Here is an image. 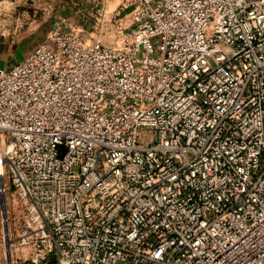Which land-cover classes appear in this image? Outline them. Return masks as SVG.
<instances>
[{"label":"built area","instance_id":"1","mask_svg":"<svg viewBox=\"0 0 264 264\" xmlns=\"http://www.w3.org/2000/svg\"><path fill=\"white\" fill-rule=\"evenodd\" d=\"M88 1L0 67L17 258L264 264V0Z\"/></svg>","mask_w":264,"mask_h":264},{"label":"rangeland","instance_id":"2","mask_svg":"<svg viewBox=\"0 0 264 264\" xmlns=\"http://www.w3.org/2000/svg\"><path fill=\"white\" fill-rule=\"evenodd\" d=\"M68 1L69 4L65 7L43 0H0V24L1 31L4 33L1 37L11 40L14 45L29 48V51H32L37 43L43 41L53 18L65 14L81 29L82 37L85 40H91L90 35L97 32L95 30L96 14L91 9L92 5L88 0ZM12 63L6 59L0 62V67L8 69ZM146 133L151 134V132ZM3 170V182L6 189L4 195L7 204L5 206L6 222H3L0 206V264H23V258H17L14 245L21 211L14 197L5 166ZM5 223L8 240L5 237ZM10 243L13 245L10 246ZM7 249H9V255Z\"/></svg>","mask_w":264,"mask_h":264},{"label":"crops","instance_id":"3","mask_svg":"<svg viewBox=\"0 0 264 264\" xmlns=\"http://www.w3.org/2000/svg\"><path fill=\"white\" fill-rule=\"evenodd\" d=\"M57 6H65L69 4L68 0H50ZM69 8V7H68ZM4 35V33H3ZM42 42V41H41ZM38 44V43H37ZM29 52V48H23L12 44L11 40L1 37L0 35V62L9 60L12 64L18 62Z\"/></svg>","mask_w":264,"mask_h":264},{"label":"water","instance_id":"4","mask_svg":"<svg viewBox=\"0 0 264 264\" xmlns=\"http://www.w3.org/2000/svg\"><path fill=\"white\" fill-rule=\"evenodd\" d=\"M0 183L2 184V179L0 180ZM6 211H5V208L4 207H2V213H3V222H6V213H5ZM5 237L7 238V240H8V233H7V229H6V223H5ZM7 252H8V255H9V249H7Z\"/></svg>","mask_w":264,"mask_h":264},{"label":"bare ground","instance_id":"5","mask_svg":"<svg viewBox=\"0 0 264 264\" xmlns=\"http://www.w3.org/2000/svg\"><path fill=\"white\" fill-rule=\"evenodd\" d=\"M3 162V161H2ZM3 166L0 165V173H1V170H2ZM9 230V229H8ZM8 257V256H7Z\"/></svg>","mask_w":264,"mask_h":264}]
</instances>
